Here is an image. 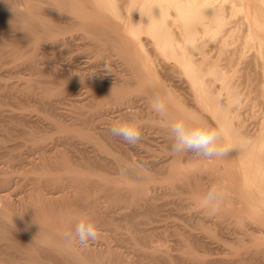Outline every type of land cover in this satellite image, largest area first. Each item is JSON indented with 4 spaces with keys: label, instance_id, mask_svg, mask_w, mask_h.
<instances>
[{
    "label": "bare ground",
    "instance_id": "6f19581e",
    "mask_svg": "<svg viewBox=\"0 0 264 264\" xmlns=\"http://www.w3.org/2000/svg\"><path fill=\"white\" fill-rule=\"evenodd\" d=\"M34 1L31 3V0H0V33L5 28L10 32L16 31V36L24 38V43L20 44V41V47L16 43L17 45L14 46L13 50L9 46L7 50L6 44L2 41L3 39H0V57L11 54L12 57L14 56L12 61L18 64L23 54L27 55L28 52L29 67L38 71L39 68L36 66L39 62L35 61L38 53H45L44 50H49L47 47V49L41 48L45 46L44 43H50L49 48L52 46L51 49L57 53L60 48L69 46L77 38L78 41L80 39L86 40L87 43L84 44L85 51L88 49V51H91L90 53L94 52L96 58H103V55L110 53V51H118L119 55L123 56V60L125 59V66L127 65L129 68V73L118 76V78L115 77L116 79L112 77L113 82L111 77L109 82L107 79L106 81H100L99 78L97 80V77L94 79L91 76L92 72L88 75L85 74L84 71L87 70L83 71L80 68L81 66L79 68L82 69V73L78 72L79 68L77 72L72 68V60L77 54L75 57L66 56L67 60L61 66L55 65V61L58 59V56L55 55V64L54 62L51 63L54 64L51 68V74L53 75L52 77L48 76L50 78L49 84L40 81L38 79L41 76L40 73L34 71L36 76L34 73H30V77L26 80L23 76L22 81L25 82H22V85L19 84L20 87L14 83H12L13 87L9 86L15 92L19 90L34 94L37 92L41 95L40 99L42 98V100L53 97L50 104L55 106V104L57 105L65 100L64 96L60 97L62 91L73 92L75 88L78 89L77 86L80 84L78 82L82 83L88 79L90 80L88 81L90 83H88V87L92 90H98L100 95L92 96L89 94V97L85 96L88 98H83L84 100L78 98L79 102L74 101L76 102L75 107L78 103L80 104L76 107L79 112L74 110L77 112L76 118L85 116L86 113L84 112L87 109L89 119H86V123L89 122L91 125L92 122L93 126L95 125L93 122H96V124L102 122L106 126H101L102 128H98V131L97 128L91 129L84 126L86 123L83 125V121H78L82 123V128L76 126V122L72 125L67 122L68 125H66V118L65 121H62L64 115H62V119L59 117L62 123H58L56 118H52L54 119L53 124L57 122L54 128L63 132L64 137L65 134L70 138H72L71 136H77L76 139L82 137L81 139H85L89 143L92 142L95 148L94 150L90 148L87 151L85 147L83 149L81 146L83 152H81L82 150L78 151L79 154L81 152V155L76 161L70 159V154L68 155L70 157L66 155L68 151H59L60 155L55 151L50 154V151L42 147L38 151V157L31 154L33 157L31 158L30 155L28 156L29 153L26 154L27 152L26 155L21 154L20 156V154H17L19 157L13 158L15 155L12 156L11 159H14V162L18 161L19 158L20 162L18 161L17 164L24 165V169L18 166L19 170L20 168L23 170V173L22 171L19 174L16 173L17 176L19 177L21 174L20 178L22 176V179L29 176L27 180L29 179L31 184L28 182L30 184L29 189L23 186L28 189H26L27 191L22 190L24 193L18 190L21 180L18 181V177L15 176V169H12L13 171L11 168L10 170L8 168L4 169V166L3 169H0V264H149L150 262L152 264V260L156 261L153 264H219V262L220 264H264V115L260 118V122L256 123L255 121V124L251 126L245 123L242 124V122H239V124L234 122L235 119L233 120L229 107H232L239 98L238 87H241V83H233L235 80L233 81L228 74V70L232 71V67L237 66L234 64L241 61L239 59L242 57L235 59L234 55L237 52H240V56H243L245 50L254 48L256 56L264 62V0H39L45 6L41 7L40 5L37 9V6L35 7L33 4ZM122 1H125V3L120 4ZM120 5H123V7ZM121 11L125 14L124 18H122ZM235 18L237 19L233 21ZM73 30H82L83 33L74 36L72 34ZM20 38L19 40H22ZM9 40L7 39V42ZM145 40L146 43L148 41L151 44L148 43L151 46L150 51L149 47L148 50L145 47L143 48V46H146L144 45ZM232 46L233 48L229 49ZM67 53L68 51L58 52L57 54L65 55ZM77 56H79V53ZM80 56L79 60H81ZM60 61L62 63L63 59L59 60V63ZM87 62L85 61V64H89ZM15 65L12 68L18 66L15 67ZM7 66H11V64ZM7 72L10 74L9 71ZM7 72L5 71L2 75ZM176 77L178 78L176 79ZM180 77L181 79H179ZM19 80L21 79L17 81L21 83ZM7 85L5 83L2 85L4 87L0 85V92L7 88L5 87ZM60 87L64 90H60ZM180 89L185 90L181 92ZM92 90L91 94L94 93ZM84 91L86 92V90ZM154 91L160 92L161 97L169 106L167 120L160 119L151 108L150 100ZM184 91L187 93L185 94ZM77 92L76 94L79 95V92ZM74 93H71L72 97ZM243 93L242 95H244ZM8 94L7 91V98ZM78 107L81 108L78 109ZM20 109L22 110V108ZM20 109L17 111L20 112ZM23 109L25 110V108ZM17 111H13V114ZM24 113L23 111L22 115L19 114V117L18 114L14 115L17 118L24 119L26 117V113ZM60 113H57V116ZM182 116L198 117L206 120L209 124L212 122V124L223 126L229 142L238 145V148L223 158L213 159H204L190 153L173 154L170 151L171 138L168 133V123ZM27 118L25 119L27 120ZM115 118L121 121L127 119V121L137 123L144 120L146 123L143 121L144 125L153 123L158 125L161 136H159L158 142L161 139L160 144H162L158 147L163 149H161L162 151L158 150V152L164 153L162 159L158 160V156L161 155L160 152L157 157H154L157 158V161L149 157L152 156V154H149L145 158L146 160L148 158L147 161L142 158L141 161L139 158L136 159L140 163L143 162L140 164L139 161L132 159L133 154L131 151L133 149L127 147L129 151L127 154L123 155L124 153H121L122 155L111 156L112 161L108 162L107 154L111 153V149L108 148L107 144L109 143L106 140L113 142L116 138L111 136L108 131L111 122L116 120ZM63 122L66 124L64 125ZM109 123L110 125L107 127ZM21 127L23 126L21 125ZM32 131L25 135L28 136H26L28 140L32 141L31 144L36 143L37 146V143H41L45 137L40 135L45 134L42 133L38 136L33 133L35 130ZM8 134L10 135V133ZM147 134L143 133L146 136ZM143 138L146 142L149 137ZM152 138L150 139L152 140ZM117 139L119 138L117 137ZM154 139L153 141H156ZM4 141L0 144L3 145ZM120 141H118L120 143L118 145L122 147L121 142L123 141ZM148 143L150 141H147ZM125 146L122 148H125ZM52 147L54 148L55 145ZM37 148L39 149V147ZM166 148L167 150H165ZM123 150H126V148ZM130 152L132 157L129 154ZM136 154L134 152V155ZM102 156L106 157L105 160H107L104 163L102 162L104 161ZM161 156L159 157L161 158ZM118 158L134 166L126 176L119 173L121 159ZM150 158L151 160H149ZM197 158L201 161L198 160L197 162ZM4 161L7 160L4 159ZM189 162L190 166H188ZM98 164L103 165L98 167ZM107 165H112L113 169L110 168L116 170L115 176H112V173L109 176L108 172L110 171H108ZM211 165H214L213 169L210 168ZM100 167L107 169L108 172L101 173L102 171L98 169ZM64 173L71 177L64 178L63 176H66L63 175ZM106 173L108 174L106 175ZM22 174H25L26 177ZM22 181L23 184L27 182ZM51 183H59V186L62 184L61 188L59 187L61 190L58 188L60 190L58 192L61 193L62 187H64L63 191L67 188L66 192L62 191L61 194H58L56 191H49L48 188L53 185ZM157 184L158 186H156ZM159 185L163 188L161 191L164 194H170L173 197L178 210H188L185 216L191 219L189 224L185 221V223H179L180 225L178 223H172L173 226L171 223L169 225H159L161 220L154 217L161 215L160 212L163 211L158 206L161 203H157L158 200L160 201L158 197L163 194L160 190H157ZM13 186H16V188L12 189ZM27 186L29 185L27 184ZM212 186H219L224 192V199L215 214L204 207L201 202L207 190ZM161 187L160 189H162ZM15 189L18 190V193L13 191ZM149 190L156 193L153 194L151 191L152 195H147L146 193ZM159 191L162 193L161 195L158 194ZM130 206L131 209H129ZM85 214L97 224V227L98 225H104V228L99 226L102 228L100 229L102 239H99L102 240L101 245V242L98 241L97 243H90L89 247L84 248L78 242H69L63 239V233L73 230L75 223ZM136 214H143V216L140 215V219L145 217L144 214L148 216L142 218L141 221L140 219L139 221L130 219L134 222L133 224L129 221V218ZM149 214L152 216H149ZM126 220L132 224L129 223V226L134 225L133 228L128 227V222L125 223L127 226H123L124 223L122 226L119 224ZM114 221H117L120 226ZM156 222L159 224H155ZM121 227L126 228H124L125 233L128 231L129 237H127L130 238L128 241L131 240L130 243L132 244L128 241L127 243L131 246L130 252L133 250L131 252L132 256L129 255L130 248L128 249V244L123 246L127 248L128 252L124 250L126 248H121L122 245L119 244L121 241L118 238L123 237L125 234L118 232ZM169 229H171L170 232ZM171 232L173 235H178V237L173 236ZM165 234L170 237L172 235L173 238L177 239L176 243L171 242V245L175 243V247L169 249L175 255L174 253L172 255L166 249L168 247L166 241L168 240L165 241V239L168 238V235L165 236ZM204 238L208 240L206 241ZM217 239L221 241V246L224 243H230V245L228 244L229 247L231 243L236 244L237 247L234 248L237 252L234 250V255L228 253L232 256H224V258L227 257L226 259H223L222 255L219 256V260L214 256L213 258L211 256L206 258L208 254L206 256L204 253L208 252L207 249L210 248L208 246H211V243L213 245V241H217ZM117 240L120 241L118 243L120 246L115 245ZM112 241L115 243L112 244ZM177 243H180L178 247L176 246ZM198 243H201V245ZM199 245L200 247H197ZM206 245L207 249L204 248ZM218 245L217 242L216 248H218ZM228 246L226 245L227 249ZM176 247L179 248L177 252H175ZM232 247L228 251L233 252L232 249L234 248ZM173 248L175 249L173 250ZM212 250L214 251L213 248ZM215 255L218 257L217 254ZM220 259L222 260L220 261Z\"/></svg>",
    "mask_w": 264,
    "mask_h": 264
},
{
    "label": "rangeland",
    "instance_id": "374dc122",
    "mask_svg": "<svg viewBox=\"0 0 264 264\" xmlns=\"http://www.w3.org/2000/svg\"><path fill=\"white\" fill-rule=\"evenodd\" d=\"M14 1H17V0H14ZM19 2V1H18ZM33 2V0H31V3ZM19 3H21V2H19ZM36 3H39V4H36ZM125 3V1H122L120 4H124ZM34 5H35V7H36V9L37 8H39V6L41 5V7L42 6H45V4H43V3H40L39 2V0L37 1V0H35L34 1V3H33ZM121 7H123V5H120ZM120 7V9L121 10H123V8H121ZM122 12V11H121ZM122 15H123V17L122 18H124V16H125V14L122 12ZM237 18H235L233 21H235ZM234 23V22H233ZM232 23V24H233ZM4 29V30H3ZM2 29V33H3V35H2V33H0V35H1V40L6 44V49L8 50V48L10 47V49H11V47H12V49L11 50H13V48H15L16 47V43H18V45H19V43H20V41H21V43L20 44H22V43H24V38L22 39V38H20V36H16L17 35V32L15 31H12V32H10V30H6L5 28H3ZM1 31V30H0ZM78 32V33H77ZM80 32V33H79ZM81 32L83 33V31L82 30H73L72 31V34H74V36H78L79 34H81ZM7 33V34H6ZM13 35H12V34ZM9 34H11V35H9ZM7 37H6V36ZM12 36H14V37H12ZM6 39H5V38ZM18 38V39H17ZM19 38L20 39H22V40H19ZM7 39H10L8 42H7ZM77 38H75L72 42H71V44L69 45V46H67V47H63L62 49L60 48V50L59 51H57V53L59 52H65V51H68V53L67 54H61V55H59V54H57V53H55V51L53 50V49H51V47L52 46H50V48H49V46L48 45H50V43H44L43 45H45V46H42L41 48H48L49 50H44V52L46 53V55H45V53H42V52H40V53H38V57H37V59H36V56L34 57L35 59V61H37V62H39V64L37 63V68H39L38 69V71L37 70H32L30 67H29V59H28V52H27V55L26 54H23V57H25V58H23V57H19L21 60H20V62H18V64H17V62L16 63H14V61H12L13 59V57H12V55L10 56L9 54L6 56V55H3V56H1L0 57V71H3L4 70V68H5V70L3 71V72H0L1 74H0V85L2 86V85H4V83H5V85H7V86H5V87H7V88H5L4 90H2V92H0V93H2V95H0V100H2L1 102H0V108L1 109H3V110H1L0 109V139H2V140H0V143L2 144V141H4V142H6V143H4L3 142V145H1L0 144V169H3V166H4V169H6V168H8L9 170H10V168H11V170L13 169H15L14 170V174H15V176L16 177H18L17 176V174H19L21 171H22V173H23V170L21 169L23 166H21V165H19V164H17V162L19 161L20 162V160H19V158H18V161L16 160V162H14L12 159H11V157L12 156H14L13 158H15V157H19L18 155L20 154V156H21V154H23V155H26V154H28V156L30 155L31 156V158H33L32 157V155L31 154H33V156H35V157H38L37 156V154H39V150H41L42 148H44V149H47L48 151H50V154H53L54 153V151L55 152H58L57 154L58 155H60V153H59V151H61V152H65V151H68V152H66V153H68V154H66L67 156L70 154V156H68V157H70V159L72 160V161H76V160H78L79 159V156L81 155V152H83V150H82V148L83 149H85L86 148V150L88 151L90 148H91V150H94V148H95V146L93 147V143L91 142V143H89V141H87V140H85V139H81L80 137H78L77 139L75 138V137H77V136H71L72 138H70V136H66V134H65V137H64V133L63 132H60L58 129H55L54 127H55V125L57 124V122L55 123V124H53L54 123V119L56 118V120L58 121V123L60 122V123H62V121H65V118H66V123L68 122L69 123V125H72L73 123H75L76 124V126H78V127H80V128H82L83 127V125L86 123V119H89V117L87 116L88 115V112H86L87 111V109H85L86 111L84 112V113H86V115L85 116H80V118H79V116L76 118V111H74V110H77V106L78 105H80L78 102H79V99H86V98H88L89 96V94L90 95H95V96H99L100 95V93L98 92V90H92L90 87H88V81H90V80H88V79H86V80H84L82 83L81 82H78V83H80L79 84V86H77L78 87V89L77 88H75V90L73 91V92H64V91H62L63 93L62 94H60V97L61 96H64L65 98V100H62L59 104H55V106L53 105L52 106V104H50V103H52V101L51 100H53L52 98L53 97H49L50 99H44V100H42V98L40 99V97H41V95L40 94H38L37 92H35V94L34 93H31V92H25V91H23L22 92V90L20 91H12L11 90V88L13 87V84L12 83H14L15 85L17 84V85H19V84H23L22 82H25V81H22L23 80V76H25V80L28 78V77H30V75L31 74H33L34 73V75H35V72L34 71H37L36 73H40V75L41 76H43V77H45V78H43V77H38L39 75L37 74V77H38V79L40 80V81H44V83H46V84H49L50 83V78L49 77H52V75L53 74H51L52 73V70H51V68H53V66H54V64H55V62H56V66L57 65H59V66H61L64 62H66V60H67V57H75V55L77 54L78 55V53H79V56H80V58H81V60H79V56H77L76 55V57L75 58H73V62H72V68H74V70L77 72L78 71V68L80 67V68H82L83 69V71L84 70H87V71H84V72H86L85 74H91V72L93 73V74H91V76L94 78V79H96V77H97V80H98V78H99V80L100 81H102V80H105L106 81V79H107V81L109 82V81H111V79H112V82H113V78L112 77H114V79H116V78H118V76H123V75H127V73H129V68L127 67V65L125 66V63H126V61H125V59L123 60V56H121V55H119V53H118V51L116 52L115 50L114 51H110V53L108 52L107 54L105 53L104 55H103V58L102 57H100V58H96V55L94 56V52H92V53H90L91 51L89 50L88 51V49H87V51H85L86 49H84V48H86L85 47V43H87V42H85L84 40H82V39H80L79 41L78 40H76ZM76 40V41H75ZM11 41V42H10ZM14 41H15V43H14ZM75 41V42H74ZM2 42V43H3ZM8 44H7V43ZM46 42H48V41H46ZM78 43H80L79 45H78ZM83 43V44H82ZM149 42L147 41V43H146V40L144 41V45H146V46H143V48L145 47L146 49L149 47V51H150V47L151 46H149V44H148ZM10 44V45H9ZM14 44V45H13ZM78 45V46H77ZM83 47V45H84V47L82 48L81 46ZM151 45V44H150ZM9 46V47H8ZM15 46V47H14ZM21 45H19V47H20ZM72 46V47H71ZM74 46V47H73ZM80 46V47H79ZM87 46V45H86ZM18 47V46H17ZM88 47V46H87ZM4 48V49H5ZM46 48V49H47ZM58 48V49H59ZM74 48V49H73ZM75 48H77V49H75ZM232 49L233 48V46L232 47H229V49ZM5 49V50H6ZM84 51H83V50ZM50 50H51V52H50ZM77 50V51H76ZM83 51L82 53H81V51ZM144 50V49H143ZM148 50V49H147ZM10 51V50H9ZM8 51V52H9ZM47 51V52H46ZM146 51V50H145ZM246 52H244V57L243 56H240L241 54H240V52H237L236 53V55H234L235 56V59H238V58H241V59H239V60H241V61H237V63H239V64H234V65H237L236 67L235 66H233L232 67V71H230V70H228L229 71V76H231L230 78H232V80L234 81H232L233 83H237V84H240L241 85V87L239 86L238 88H239V98L237 99V101L235 102L236 103V105H235V103L232 105V107L230 106L229 107V109H231L230 111V113H232L231 115H232V117H233V120L235 119V123H237V124H239V122L241 123L242 122V124L243 123H245L246 125H254L255 123V121H256V123L257 122H260L259 120H261L260 118L261 117H263V115H264V93L262 94V92H264V74H263V67H264V62H262V60H260V57L258 58L257 56H256V51H255V49L254 48H252V50L249 48L248 50H245ZM15 52H16V50H15ZM76 52V53H75ZM89 54H88V53ZM252 52V53H251ZM50 54V55H49ZM51 54H52V56H53V54H54V56L52 57L51 56ZM110 54V55H109ZM239 54V55H238ZM248 54V55H247ZM254 55V56H252V55ZM55 55H57L56 57L59 59V60H62L63 59V62L61 63V61H60V63H59V60L57 61L56 60V58H55ZM86 55V56H85ZM10 56V57H9ZM46 56V57H45ZM60 56V57H59ZM67 56V57H66ZM85 56V57H84ZM151 56H153V55H151ZM48 57H49V59H48ZM53 58V61H52V58ZM86 57H87V59L89 60H87L86 59ZM97 57H99V56H97ZM106 57V58H105ZM238 57V58H237ZM253 57V58H252ZM82 58H83V60H82ZM84 58H85V61L87 62H89V64H85V61H84ZM96 58V59H95ZM9 59V60H8ZM10 59H11V62H10ZM76 59H78L77 61L79 62V66H78V62L77 61H75ZM107 59V60H106ZM259 59V60H258ZM262 59V58H261ZM5 60H6V62H9V63H6L5 62ZM8 60V61H7ZM17 60V59H16ZM19 60V59H18ZM40 60V61H39ZM56 60V61H55ZM257 60V61H256ZM28 61V62H27ZM55 61V62H54ZM92 61V62H91ZM95 61V62H94ZM235 61V62H236ZM264 61V60H263ZM54 62V64L52 65L51 63H53ZM77 62V63H76ZM87 62V63H88ZM91 62V63H90ZM242 62V63H241ZM259 62V63H258ZM4 63H6L7 65H10L11 64V66H7L6 64H4ZM21 63V64H20ZM58 63V64H57ZM76 63V64H75ZM14 64H16L15 65V67L16 68H12V67H14ZM75 64V65H74ZM6 65V66H5ZM74 65V66H73ZM76 65H77V68H76ZM84 65V66H83ZM87 65V66H86ZM95 65V66H94ZM3 66V67H2ZM51 66V67H50ZM2 67V68H1ZM8 67V68H7ZM11 69H10V68ZM22 68V70H21V68ZM88 67V68H87ZM127 67V68H126ZM235 67V68H234ZM239 67H241V68H239ZM79 68V73H82V69H80ZM234 68V69H233ZM252 68V69H251ZM262 68V69H261ZM14 69V70H13ZM15 69H18V70H15ZM25 70H26V72H25ZM45 70V71H44ZM49 70V71H48ZM234 70V71H233ZM235 70H236V72H235ZM249 70V71H248ZM7 72V71H9L10 72V74H8V72L7 73H5L4 75H2V73H4V72ZM12 71V72H11ZM19 71V72H18ZM29 71V72H28ZM239 71V72H238ZM18 72V73H17ZM41 72H45V73H47V74H43V73H41ZM262 72V73H261ZM13 73V74H12ZM20 73V74H19ZM31 73V74H30ZM99 73V74H98ZM238 73H239V75H238ZM8 74V75H7ZM16 74H19L20 76H22V77H20L19 75H16ZM49 74V75H48ZM84 74V73H83ZM117 76H116V75ZM227 74V75H228ZM263 74V75H262ZM33 75V76H34ZM104 75V76H103ZM233 75V76H232ZM234 75H235V77H234ZM246 75V76H245ZM2 76V77H1ZM16 76H18V77H15ZM36 76V75H35ZM34 76V77H35ZM49 76V77H48ZM32 77V76H31ZM101 77H102V79H101ZM107 77V78H106ZM109 77V78H108ZM110 77H111V79H110ZM116 77V78H115ZM179 77V76H178ZM178 77H176V79L178 78ZM182 77V76H181ZM181 77L179 78V79H181ZM41 78V79H40ZM104 78V79H103ZM240 78V79H239ZM18 79H21V80H19L21 83H19L17 80ZM52 79V78H51ZM241 80V81H240ZM240 81V82H239ZM8 82V83H7ZM104 82V81H103ZM244 82V83H243ZM105 84H106V82H104ZM178 83H179V80H178ZM12 84V85H11ZM90 84V83H89ZM249 86H248V85ZM81 85V86H80ZM9 86H12L11 88H9ZM2 87H4V86H2ZM2 87H1V89H2ZM19 87H20V85H19ZM62 87V86H61ZM60 87V90L62 89ZM79 87H80V89H79ZM88 87V88H87ZM251 87V88H250ZM242 88V89H241ZM245 88V89H244ZM261 88H262V90H261ZM92 90V92H94V93H92L91 94V90ZM244 89V90H243ZM62 90H64V89H62ZM79 90V91H78ZM84 90H86V92L84 91ZM90 90V91H89ZM183 90H185V89H183ZM183 90L182 89H180V91L181 92H183ZM187 90V89H186ZM243 90V91H242ZM1 91V90H0ZM3 91H4V93H3ZM7 91H8V93L11 95H9L8 94V98H7ZM79 92V95H81V96H79L78 94H76V92ZM96 91H97V93H96ZM249 91V92H248ZM12 92V93H11ZM19 92V93H18ZM20 92H22V93H20ZM75 92V93H74ZM77 92V93H78ZM81 92V93H80ZM185 92V94L187 93L186 91H184ZM243 92H246V93H243ZM71 93H74V95H73V97H72V95H71ZM83 93H86L85 95L83 94ZM242 93L244 94V95H242ZM14 94V95H13ZM27 94V95H26ZM36 94H38V95H36ZM83 94V95H82ZM19 95V96H18ZM22 95V96H21ZM28 97V98H25L26 96ZM66 95V96H65ZM224 95V94H223ZM223 95H222V97H223ZM15 96V97H14ZM33 96V97H32ZM70 96H71V98H70ZM84 96V97H83ZM85 96H88V97H85ZM3 97V98H2ZM20 97H21V99H20ZM37 97V98H36ZM75 97V98H74ZM7 98V99H6ZM18 98V99H17ZM25 100H24V99ZM79 98V99H78ZM20 99V100H19ZM33 99V100H32ZM38 99V100H37ZM71 99V100H70ZM73 99H75V100H73ZM77 99V100H76ZM83 99V100H84ZM4 100V101H3ZM36 100V101H35ZM50 100V102H48ZM80 100V101H81ZM74 101H78L77 103H78V105L75 107V105H76V102H74ZM23 102V103H22ZM38 102V103H37ZM63 102V103H62ZM25 103H26V105H25ZM3 105V106H2ZM19 105H20V107H19ZM28 105V106H27ZM50 105V106H49ZM65 105V106H64ZM25 106V107H24ZM29 107V108H28ZM31 107V108H30ZM44 107V108H43ZM50 107H51V110H50ZM54 107V108H53ZM59 107V108H58ZM69 107V108H68ZM20 108H22V110L20 109ZM23 108H25V110L23 109ZM38 110H36V109ZM63 108V109H62ZM76 108V109H75ZM79 108H81V107H78V109ZM18 109H20V112L19 111H17ZM52 109H54V110H52ZM57 109V110H56ZM62 111H60V110ZM68 109V110H67ZM4 110H6V111H4ZM84 110V109H83ZM234 110V111H233ZM3 111V112H2ZM13 111L15 112V111H17L16 113H14V114H18L17 116L19 117V114H21L22 115V113H23V111L26 113H24L25 115H26V117L25 118H27V117H30V118H27V120L24 118V119H20V118H17V116H15L14 114H13ZM27 111V112H26ZM29 111V112H28ZM48 111V112H47ZM57 111H59V112H57V113H60V114H58V116H57V113L56 112ZM70 111V112H69ZM78 111V110H77ZM81 111V110H80ZM22 112V113H21ZM79 112V111H78ZM81 112H83V111H81ZM80 112V113H81ZM6 113H8V114H6ZM34 113V114H33ZM49 113H50V115H49ZM71 113V114H70ZM263 113V114H262ZM13 114V115H12ZM28 114V115H27ZM38 114V115H37ZM30 115V116H29ZM45 115H47V116H45ZM54 115V116H53ZM62 115H64V117L62 116ZM6 116V117H5ZM9 116V117H8ZM14 116V117H13ZM38 116H39V118H38ZM71 116H72V119H71ZM238 116V117H237ZM62 119V117H63V119H62V121H60L61 119ZM84 117H86V118H84ZM88 117V118H87ZM4 118H6L5 120H4ZM7 118H12V119H7ZM23 118V117H22ZM52 118H54V119H52ZM76 118V119H75ZM79 118V120H77ZM82 118V119H81ZM14 119V120H13ZM32 119V120H31ZM81 119V120H80ZM84 119V120H83ZM116 120L118 119V118H115ZM239 119H241V120H239ZM16 120H18V121H16ZM22 120V121H21ZM34 120H36V121H34ZM70 120H72V121H70ZM114 120V121H112L111 122V125L112 124H114V123H119V122H123V121H127V119L125 120V119H122V121L119 119V120ZM238 122H237V121ZM243 120H244V122H243ZM15 123H13V122ZM25 121H27V122H24ZM30 121V122H29ZM40 121V122H39ZM82 122L83 123V125H81L82 123H79V122ZM144 121V120H143ZM143 121L140 123V121L138 122V124L140 123V124H142V125H144V123H145V121H144V123H143ZM9 122V123H8ZM12 122V123H11ZM34 122H35V124H34ZM77 122H78V124H77ZM251 124H250V123ZM253 122V123H252ZM19 123V124H18ZM30 123V124H29ZM41 123V124H40ZM66 123H64L63 122V124L65 125ZM68 123L66 124V125H68ZM248 123V124H247ZM3 124H5V125H3ZM38 124V125H37ZM75 124H74V126H75ZM93 124H95V125H93L92 126V122H91V125L89 124V122H87L86 123V125H84V126H88L89 128H91V129H96L97 128V130L99 131V129H101L102 127L101 126H103V127H105L106 125L104 124V123H102V122H97V124H96V122H93ZM104 124V125H103ZM139 124V125H140ZM146 124V123H145ZM154 124V123H153ZM151 124V125H149V124H147V125H144V126H142L141 125V127H142V129H141V131H143V133H145V134H147V132H148V134H147V136L146 135H143V133H142V136L143 137H149V138H147L146 139V142L144 141V138L142 137V139L143 140H141V142H142V144H137V146H132L131 147V145H127V143L125 144V145H127V146H125L124 145V142H121L122 140L119 138V139H117V137L113 140V142H111V141H109V140H106L109 144H107V146H108V148L109 149H111V153H109V154H107V160H108V162L111 160L112 161V158H111V156H117L118 154H121V153H124L123 155H125V153L127 154V152H129L127 149L130 147V149H133L131 152H132V154H133V157H132V154H131V152L129 153L130 154V156L132 157V159L134 158L135 160L136 159H140V161H141V158L144 160L146 157H148L149 156V154H152V156H149V157H151V158H153L154 160H156L157 158H154L155 156L157 157L158 156V153L160 152V154L162 155H159V156H161V158L158 156V160H160V159H162V157L164 156V153L162 154L161 153V151L163 150L161 147H158V145L159 146H162V144H160L161 142V139H160V141L158 142V140H159V136H160V132L158 131V125H156V124ZM211 124H212V122H211ZM2 125V126H1ZM12 125V126H11ZM21 125L23 126V127H21ZM54 125V126H53ZM90 125V126H89ZM108 125H110V123L109 124H107V127H109ZM212 125H214L215 126V124L213 123ZM8 126V127H7ZM26 126V127H25ZM98 126V127H97ZM147 126V128H145ZM101 127V128H100ZM10 128V129H9ZM28 128V129H27ZM99 128V129H98ZM110 128V127H109ZM108 128V129H109ZM26 129V130H25ZM31 129V130H30ZM30 130V131H29ZM34 132H33V131ZM147 130V131H146ZM33 132L34 134L36 133V135H40V134H45V135H40V136H45L44 137V140H42V142L41 143H37V146H36V143L35 144H31L32 143V141L31 140H28V136L27 135H25V134H27L28 132ZM146 131V132H145ZM151 133H150V132ZM158 132V133H157ZM8 133H10V135L8 134ZM38 133V134H37ZM49 134V135H48ZM151 134H152V136H151ZM7 137H6V136ZM59 135V136H58ZM148 135H150L151 137H153L152 138V140L150 139L151 137L150 136H148ZM158 135V136H157ZM2 136V137H1ZM4 136V137H3ZM9 136V137H8ZM27 136V137H26ZM47 136V137H46ZM49 136V137H48ZM156 138H155V137ZM51 137V138H50ZM67 137V138H66ZM161 137V136H160ZM70 139V141H69V139ZM155 138V139H154ZM4 139V140H3ZM80 139V140H79ZM120 141L122 144H123V146H125V148H126V150H123V149H125V148H122V147H120L119 145H120V143L117 141ZM153 139L154 140H156V141H153ZM27 140V141H26ZM49 140V141H48ZM73 140V141H72ZM116 140V141H115ZM26 141V142H25ZM86 141H87V143L89 144H87L86 143ZM147 141H150V143H148L147 144ZM69 142H70V144H69ZM115 142V143H114ZM116 142H117V145H116ZM146 143V145H145V143ZM50 143H52V144H50ZM71 143H73V144H71ZM86 143V144H85ZM118 143H119V145H118ZM144 143V144H143ZM7 144V145H6ZM25 144H27V146H25ZM29 144H30V146H29ZM42 144V145H41ZM68 144V145H67ZM152 144V145H151ZM40 145V146H39ZM50 145V146H49ZM54 146L55 145V147L53 148L52 146ZM149 145V146H148ZM4 146V147H3ZM81 146H82V148H81ZM148 146V147H147ZM27 147H28V150H27ZM37 147H39V149L37 148ZM42 147V148H41ZM58 147V148H57ZM64 147H66V148H64ZM69 147H71V148H69ZM85 147V148H84ZM92 147H93V149H92ZM112 147V148H111ZM128 147V148H127ZM88 148V149H87ZM158 148H160V149H158ZM60 149V150H59ZM64 151H63V150ZM76 149V150H75ZM129 149V150H130ZM162 149V150H161ZM74 150V151H73ZM82 150V151H81ZM90 150V151H91ZM121 152H120V151ZM135 150V151H134ZM158 150H161V151H159L158 152ZM165 150H167V148L165 149ZM31 151V152H30ZM37 151V152H36ZM78 151H81L80 152V154L78 153ZM137 151V152H136ZM150 151V152H149ZM169 151V150H168ZM23 152V153H22ZM27 152V153H26ZM53 152V153H52ZM70 152V153H69ZM71 152H74V153H72L71 154ZM76 152V153H75ZM115 152V153H114ZM119 152V153H118ZM134 152H135V154L136 155H134ZM165 152V151H164ZM26 153V154H25ZM18 154V155H17ZM111 154V155H110ZM114 154V155H113ZM2 155H4L3 157H2ZM10 155V156H9ZM77 155H78V158H77ZM122 155V154H121ZM154 155V156H153ZM8 156V157H7ZM7 157V158H6ZM34 157V158H35ZM102 157H104V156H102ZM105 158L106 157H104V161H102L103 163L105 162V161H107V160H105ZM111 158V159H110ZM151 158L149 159V160H151ZM4 159L5 160H7V161H4ZM11 159V160H10ZM17 159V158H16ZM142 160V161H143ZM147 160H148V158H147ZM146 159L144 160V161H147ZM198 160L199 161H201V159H199V158H197V162H198ZM11 163H10V162ZM110 161V162H111ZM114 161V160H113ZM137 162L139 161V160H136ZM140 161H139V163H140ZM157 161V160H156ZM193 161H194V159H193ZM13 162V163H12ZM18 162V163H19ZM159 162V161H158ZM190 162L191 163H193L191 160H190ZM190 162L188 163L189 165L188 166H190ZM196 162V163H197ZM16 163V164H15ZM75 163H77V162H75ZM74 163V164H75ZM141 163H143V162H141ZM140 163V164H141ZM10 164V165H9ZM14 164V165H13ZM7 165V166H6ZM12 165V166H11ZM17 165V166H16ZM99 165H103V164H98L97 166L99 167ZM15 168H14V167ZM21 167L20 168V170H19V167ZM96 166V165H95ZM96 166V167H97ZM147 166V165H146ZM149 166V165H148ZM214 165H211L210 166V168L211 169H213L214 167H213ZM13 167V168H12ZM17 167H18V172H17ZM104 167V166H103ZM98 168L100 171H102L101 173H103L104 171L105 172H108V171H110V172H108L109 173V176L110 175H112V176H115L116 175V173H115V169L114 170H112L113 169V167H114V164H113V167H112V165L111 166H106L107 168H109L108 169V171H107V169H105V168ZM112 169H111V168ZM213 167V168H212ZM23 169H24V167H23ZM97 169V170H98ZM104 169V170H103ZM111 169V170H110ZM12 170V171H13ZM98 170V171H99ZM114 172V173H113ZM17 173V174H16ZM108 173H106V175L108 174ZM112 173V174H111ZM21 175V174H20ZM20 175H19V177L17 178L18 179V181H20V184H19V186L20 187H22L21 188V191H20V187L18 186V185H16L17 187H19V192H23V191H27L28 189H29V187H30V180L28 181L27 180V177H29V176H27L26 177V175L25 174H22V175H25V177H26V179L25 178H23L22 179V176H21V178H20ZM63 175H66V176H63L64 178H70L71 176H69L67 173H64ZM20 179V180H19ZM22 180H24V182L25 181H27V182H25L24 184H23V181ZM30 184H29V183ZM157 183V182H156ZM27 184L29 185V186H27ZM51 184H53V183H51ZM162 184V183H161ZM16 186H13V188L12 189H14V188H16ZM23 186H26V187H23ZM51 187H49L48 189H49V191L51 190V191H56V192H58V190L61 188V186H62V184H60V186H59V183H57V184H53V185H50ZM57 187V189H56V187ZM74 186H76V185H74ZM73 186V187H74ZM156 186H158V184L156 185ZM156 186H155V188H156ZM162 186H164V184H162ZM60 187V188H59ZM160 187H161V185H159V188H157V190H163V188L162 189H160ZM59 188V189H58ZM63 188L64 187H62V191H63ZM25 189V190H24ZM27 189V190H26ZM53 189V190H52ZM18 190H13L15 193L17 192L18 193ZM23 190V191H22ZM61 190V189H60ZM59 190V191H60ZM66 190H67V188L63 191V192H66ZM62 191H61V193H62ZM152 190H149L146 194L147 195H152V192H153V194H154V192L156 191V189H155V191H152ZM159 191V193L158 194H162L163 193V191H161L160 192ZM24 193V192H23ZM60 192H58V194H59ZM60 193V194H61ZM151 193V194H150ZM156 193V192H155ZM145 194V195H146ZM164 194V193H163ZM159 195L160 197H158V198H160V201L158 200V202L157 203H161V204H157L160 208L159 209H161V210H163V211H161L160 212V214L161 215H159V216H154V217H157L158 219H160L161 221H159V223H155V224H159V225H169V223H173V224H177L178 223V225H180L179 223H185V221L189 224L190 223V220L191 219H189L188 217H186L185 215H186V213H188V210H182V209H179L178 210V208L176 207V205L174 204L175 203V201H173V197H171V195L169 194V195H167V194H164V195ZM175 199V198H174ZM173 201V202H172ZM175 205V206H174ZM172 206H174V207H172ZM133 207V206H132ZM175 208V209H174ZM177 208V209H176ZM129 209H131V206H130V208ZM158 209V210H159ZM181 210V211H180ZM185 214H184V213ZM138 213V212H137ZM183 214H184V216H183ZM119 216H120V214H118ZM143 216V214H136L135 216H133V217H131V218H129V221H130V219L133 221V220H138L139 221V217H141V216ZM151 214H149V216H150ZM144 216L146 217V216H148V215H145L144 214ZM152 216V215H151ZM145 217H142L143 219L145 218ZM186 217V218H185ZM136 218H138V219H136ZM141 218V219H142ZM141 219H140V221H141ZM188 219H189V221H188ZM132 221H130L131 223H133L134 224V222H132ZM192 221H194V220H192ZM191 221V222H192ZM116 224L118 223L117 221H114ZM128 221L126 220V221H123V222H120L119 224L122 226V224H123V226H127L128 225V227H130V228H133V226L131 227V226H129L131 223L130 222H128V224L127 225H125V223H127ZM130 223V224H129ZM186 223V224H187ZM195 223V222H194ZM119 224H117L118 226H120ZM173 224H172V226H173ZM132 225V224H131ZM182 225V224H181ZM184 225V224H183ZM100 225H98V227H99ZM104 226V225H103ZM102 225L100 226V227H102V228H104ZM105 226H107V225H105ZM99 227V229H102V228H100ZM125 228V227H124ZM123 227H121V228H119L118 230V232L119 233H121V234H124L125 232V229H124ZM123 229V230H122ZM172 229V228H171ZM171 229H169L168 231L170 232L171 231ZM121 231V232H120ZM166 233H168L167 231H165ZM127 233H128V231H127ZM127 233H125L126 234V236H125V234L123 235V237H121V238H118V240L120 239V241H121V243H123V244H121V243H119L120 241H116V244L115 245H117L118 243L120 244V245H122L121 246V248H126V247H123L125 244H128L127 243V241H128V239H130V238H128L129 236H128V234ZM169 235H170V233H168ZM168 234H165V236L166 235H168ZM171 234L173 235V233L171 232ZM167 236L168 238H166L165 239V241L166 240H168V241H166V242H168V244H170V245H168L167 244V246L168 247H166V249H171V247H175V243H176V241H177V239L175 238V237H178V235H173V236H175L174 238L176 239H174L173 237H172V235H171V237H172V239H171V237L170 236ZM128 236V237H127ZM126 237V238H125ZM170 237V238H169ZM100 239H102V238H100ZM123 239V240H122ZM124 239H126V241H124ZM204 239H206V241L208 240L207 238H204ZM209 240H210V238H209ZM98 241H102V240H98ZM97 241V242H98ZM131 241V240H130ZM130 241H128L129 243H130ZM194 241V240H193ZM192 241V242H193ZM205 241V240H204ZM213 241V240H212ZM96 242V243H97ZM99 242V243H100ZM124 242H126V243H124ZM171 242H175V243H172V245H171ZM179 242V241H178ZM191 242V243H192ZM216 244H215V243ZM217 242H218V244L220 245L221 244V241H218V239H217V241L216 240H214L213 241V245H212V243L210 244L211 246H208V247H210V248H208L207 247V245L204 247V248H206L207 250H208V252L207 253H204V255L206 254V256H207V254H208V256L206 257V258H209L210 256L213 258V256H214V258H218V260H219V258L221 257V255L223 256L222 258L223 259H226V258H224V256H226V255H228V253L229 254H233V253H235L234 252V250L236 251V249L234 248V247H237V245L236 244H234V243H231V246L229 247L228 246V244L230 245V243H224L222 246L220 245H218V248H216L217 246ZM98 243V244H99ZM113 243H115V242H113L112 241V244ZM206 243V242H205ZM102 244V242L100 243V245ZM118 244V246H120ZM130 244H132V243H130ZM130 244H128V249H129V252H130V250H131V246H130ZM164 244H166V243H164ZM195 244V243H194ZM198 244H200L201 245V243H198ZM203 244H204V242H203ZM207 244V243H206ZM215 244V245H214ZM174 245V246H173ZM180 245V243H177L176 244V246L178 247ZM196 245V244H195ZM200 245L199 246H197V247H200ZM205 245V244H204ZM209 245V244H208ZM225 245V246H224ZM226 245L228 246V249H230L231 247H232V245H233V247L232 248H234V249H232V251L233 252H231V250L230 251H228V249H227V247H226ZM236 245V246H235ZM125 246H127V245H125ZM164 247L166 246V245H163ZM169 246H170V248H169ZM176 247V248H177ZM222 247H224V248H222ZM226 247V248H225ZM181 248H182V246H181ZM212 248L214 249V251L212 250ZM220 248V249H219ZM222 248V249H221ZM175 248H173V250H174ZM179 248H177L176 249V251L175 252H177V250H178ZM209 249H211L212 250V253H211V250H209ZM216 249V250H215ZM124 250H126V252H128L127 251V248L126 249H124ZM224 250V251H223ZM133 251V250H132ZM131 251V252H132ZM170 251V253H172V255H173V251L172 250H169ZM172 251V252H171ZM210 251V252H209ZM223 251V252H222ZM226 251H228V252H226ZM130 252V256H132L133 254ZM180 252V250L178 251V253ZM237 252V251H236ZM178 253H176V254H178ZM210 253V254H209ZM224 253V254H223ZM132 254V255H131ZM203 254V253H202ZM214 254V255H213ZM215 254H217V256L218 257H216V255ZM174 255H175V253H174ZM234 255V254H233ZM220 256V257H219ZM228 256H230V255H228ZM232 256V255H231ZM230 256V257H231ZM217 260V259H216ZM222 259H220V261H221ZM154 260H152V264L153 263H155L156 261H154ZM149 264H151V262L149 263ZM157 264V263H156ZM215 264H217V263H215ZM219 264H220V262H219ZM221 264H223V263H221Z\"/></svg>",
    "mask_w": 264,
    "mask_h": 264
},
{
    "label": "clouds",
    "instance_id": "9594fccd",
    "mask_svg": "<svg viewBox=\"0 0 264 264\" xmlns=\"http://www.w3.org/2000/svg\"><path fill=\"white\" fill-rule=\"evenodd\" d=\"M150 105L160 119H168L169 106L160 92H153ZM108 131L111 136L118 137L131 146H136L142 140L141 126L135 121L114 123ZM168 133L171 138L170 151L176 155L190 153L204 159L223 158L238 148V145L229 142L223 126H213L198 117L182 116L169 121ZM133 167L131 163L121 159L120 175L126 176ZM223 199V190L219 186H212L201 202L215 214ZM100 238V229L86 214L75 223L73 230L63 233V239L78 242L84 248L89 247L90 243H96Z\"/></svg>",
    "mask_w": 264,
    "mask_h": 264
}]
</instances>
